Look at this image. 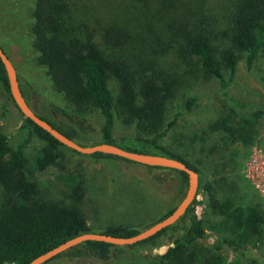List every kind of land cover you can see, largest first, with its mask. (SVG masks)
Masks as SVG:
<instances>
[{
	"label": "trees",
	"instance_id": "16d2710c",
	"mask_svg": "<svg viewBox=\"0 0 264 264\" xmlns=\"http://www.w3.org/2000/svg\"><path fill=\"white\" fill-rule=\"evenodd\" d=\"M31 1L30 31L36 60L44 68L54 89L73 106L79 119L77 130L82 133L92 128L86 119L89 111L94 109L97 111L94 123L98 128V138L92 144L105 142L129 151L180 160L198 173L197 191L205 195L206 207L219 217L209 224V228L219 234L214 248L219 252L203 250L198 244L204 236L203 220L189 215L188 224L163 252L146 258L147 264H227L225 255L221 254L224 250L233 253L231 264H264V253L255 250L256 242L264 240V216L259 210L252 205L234 204L229 197L217 199L211 183L201 178L196 166L160 142L175 123L165 117L166 103L179 84L177 75L160 66L162 57L164 61L171 53L174 61L181 57L190 60L193 69L201 72L204 78L216 79L220 88L225 89L235 71L238 53L244 55L247 69L264 53V0ZM110 6L119 7L135 24L130 25L128 31L115 22L102 26L101 10ZM214 9L217 12L224 10L227 18L224 22L227 42L219 49L214 46L218 36L214 30L217 22L212 14ZM223 71L229 74L228 79ZM110 77L116 81L115 95L108 86ZM0 83L8 92L1 62ZM195 102V96L187 98L185 109L189 110ZM54 110L73 120L68 112L59 108ZM259 113L254 112L244 120V125L251 126ZM117 121L130 127L131 132L116 135ZM48 122L74 140L70 134ZM21 127L30 128L44 141L33 160L36 169L62 165L59 147L64 145L28 118L23 117ZM209 128L222 130L232 142L240 140L244 145L250 142V138L240 135V129L231 126L226 117L214 119ZM26 143L27 138H24L11 148L7 135L0 132V187L3 191L0 201V264H27L35 256L80 233L128 237L141 230L125 225L93 230L85 213L77 206L38 197V183L26 176ZM89 156L124 160L100 152ZM177 172L186 180L184 172ZM59 178L65 183L72 201H81L84 185L79 176L66 173L60 174ZM173 208L152 223L165 217ZM188 212L189 206L176 222L130 246L82 242L78 245L84 247L83 257L73 264H118L106 260L110 250L156 244L157 237L182 221ZM251 237L254 243L250 249L244 243ZM144 259L141 257L131 264H143Z\"/></svg>",
	"mask_w": 264,
	"mask_h": 264
},
{
	"label": "rangeland",
	"instance_id": "374dc122",
	"mask_svg": "<svg viewBox=\"0 0 264 264\" xmlns=\"http://www.w3.org/2000/svg\"><path fill=\"white\" fill-rule=\"evenodd\" d=\"M32 8L31 0H0V47L11 61L24 99L34 113L70 134L75 141L92 144L98 138V128L94 123L97 111H89L86 119L92 128L79 132V119L73 106L54 89L44 68L36 60L30 31ZM101 13L102 26L115 22L128 31L130 25L135 24L117 6L102 8ZM212 14L217 21L214 30L218 34L214 46L219 49L227 42L224 23L227 18L222 9L219 12L214 9ZM243 57V54H237L235 71L223 90L216 79L204 78L201 72L193 69L190 60L181 57L174 61L171 53L164 61L162 57L160 66L177 75L179 84L166 103L165 117L167 121L174 120L175 123L160 142L196 166L201 178L211 183L217 199L229 197L234 204L252 205L264 216V194H259L245 177V164L252 151L264 149V53L257 57L250 69L245 67ZM223 73L228 79L229 74L226 71ZM108 86L115 95L117 85L112 77L108 80ZM191 96L196 97V102L186 110L185 101ZM54 108L68 112L74 121ZM256 111L260 113L254 117L251 126L244 125V120ZM219 117L228 118L231 126L240 129V135L249 137L250 142L247 145L240 140L232 142L222 130H211L209 124ZM22 124L23 116L0 83V132L7 135L11 148L27 138L24 148L26 176L38 183L37 196L46 201L77 206L85 213L93 230L109 225L143 229L166 214L184 194L186 180L175 170L151 168L115 158L95 159L89 154L72 152L67 147H59L61 166L38 170L33 160L44 141L30 128L21 127ZM131 130L116 122V135ZM66 173L78 175L84 185V197L77 203L69 197L65 183L59 178L60 174ZM2 196L0 187V201ZM192 202L183 220L160 234L155 240L156 244L110 250L106 260L131 264L144 257L143 264H147L146 258L161 253L188 224L189 215L203 220L204 236L198 244L203 250L219 252L214 250L219 234L209 228V224L219 218L218 215L206 207V198L201 191H196ZM253 239L246 240L244 245L251 249ZM83 250L82 246H73L46 264L78 263L83 257ZM255 250L264 253V240L256 242ZM221 254L225 255L227 264L232 263L234 255L230 250L221 251Z\"/></svg>",
	"mask_w": 264,
	"mask_h": 264
},
{
	"label": "water",
	"instance_id": "95a60500",
	"mask_svg": "<svg viewBox=\"0 0 264 264\" xmlns=\"http://www.w3.org/2000/svg\"><path fill=\"white\" fill-rule=\"evenodd\" d=\"M0 62L2 64L6 76V83L9 96L12 99L15 107L20 112V114L24 118H28L33 124L47 132L50 136H52L55 140H57L65 147L81 154H91L94 152H100L106 155L122 158L124 160H128L136 164L153 167L157 166L176 171H182L186 174V187L184 194L179 200V202L171 210V212L162 219L141 229L134 235L128 237H119L98 232L80 233L35 256L27 264H43L54 256L85 241H98L116 246L132 245L154 235L161 229L173 224L185 213L186 209L191 204L194 195L197 191L198 173L195 170L187 167L180 160L166 157L163 155L129 151L122 149L116 145L105 142H99L90 145H82L76 142L75 140L70 139L65 134L53 127L47 120H44L36 113H34V111L29 107L28 103L26 102L24 96L21 93L15 69L1 47ZM161 251L163 252L164 249H162Z\"/></svg>",
	"mask_w": 264,
	"mask_h": 264
},
{
	"label": "built area",
	"instance_id": "2783aa9c",
	"mask_svg": "<svg viewBox=\"0 0 264 264\" xmlns=\"http://www.w3.org/2000/svg\"><path fill=\"white\" fill-rule=\"evenodd\" d=\"M245 177L259 194H264V149L252 151L245 164Z\"/></svg>",
	"mask_w": 264,
	"mask_h": 264
}]
</instances>
